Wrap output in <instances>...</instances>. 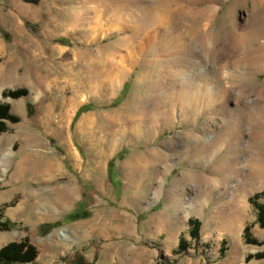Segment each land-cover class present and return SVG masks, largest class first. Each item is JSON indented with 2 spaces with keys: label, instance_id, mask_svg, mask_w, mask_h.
<instances>
[{
  "label": "rangeland",
  "instance_id": "obj_1",
  "mask_svg": "<svg viewBox=\"0 0 264 264\" xmlns=\"http://www.w3.org/2000/svg\"><path fill=\"white\" fill-rule=\"evenodd\" d=\"M110 1L0 0V104L16 118L0 119V248L25 241L35 250L29 262L0 264H77L76 254L87 264H264V184L243 192L240 176L227 177L225 145L216 150L230 135L236 166L264 157V1L131 0L122 18L99 12ZM150 12L166 15L158 31L169 27L187 48L147 47L157 34ZM189 52L199 63L182 67L194 78L182 76L181 98L153 103L158 81L179 79L164 76L169 61ZM115 61L126 74L111 87ZM233 110L243 122L224 127ZM135 122L141 131L128 139ZM149 148L167 159L140 166ZM176 178L178 200L190 199L183 210L168 196ZM72 212L87 217L67 220Z\"/></svg>",
  "mask_w": 264,
  "mask_h": 264
},
{
  "label": "bare ground",
  "instance_id": "obj_2",
  "mask_svg": "<svg viewBox=\"0 0 264 264\" xmlns=\"http://www.w3.org/2000/svg\"><path fill=\"white\" fill-rule=\"evenodd\" d=\"M262 1H264V0H262ZM131 2V0H113V1H110V3H109V6H106V5H104L103 4V6L105 7L104 9H103V7H102V9L99 11V12H103V10H104V12H112V14L110 15V16H114V17H119V18H122L121 17V13H122V11H123V9L124 8H129V6H131L132 4L130 3ZM101 7V6H100ZM97 10V9H96ZM95 10V11H96ZM159 12H168L166 9H162V10H160ZM119 13V14H118ZM151 13V12H150ZM153 13V12H152ZM152 13L150 14L151 15V17L149 18L150 19V21L152 22V27L150 28V30L153 32H156L157 34H156V36H155V40L152 42V43H150L147 47H150V46H152L153 45V47L155 48V49H157V50H162V49H172V52H174V53H176V52H178L179 50H180V48H182L183 46L184 47H186L187 48V44L185 43L186 41L184 40V38L183 37H181L180 36V34H176V33H174V35L173 36H171V35H169V33L171 34V31L172 30H169V27L168 28H165L164 27V29H162L161 31H158L159 30V28H161L163 25L164 26H166L165 24H166V21H168L169 20V18H168V20H167V17H166V15L164 16V14H157V12H154V14L152 15ZM113 17V18H114ZM170 17V16H169ZM125 22L128 24V21L127 20H125ZM167 27V26H166ZM175 27V26H174ZM190 27V26H189ZM171 29V28H170ZM172 29H173V31L175 30V32H176V27L175 28H173V26H172ZM149 30V29H148ZM144 34V33H143ZM148 34H149V32H148ZM212 37V36H211ZM131 38V37H130ZM213 38V37H212ZM129 39V38H128ZM127 39V40H128ZM126 40V41H127ZM132 40V39H131ZM131 40H129L127 43H129ZM147 47H145V48H147ZM144 48V49H145ZM191 48H192V46H191ZM198 48V47H197ZM156 50V51H157ZM189 50V49H188ZM191 50V49H190ZM189 50V51H190ZM152 51H154V49H152ZM184 51V50H183ZM201 51V50H200ZM140 53H142V52H140ZM190 53V52H189ZM192 53V52H191ZM191 53L189 54L190 56L189 57H187L186 59H184V60H181V59H179L178 58V60H177V58H176V60L174 61H172V62H170L169 61V63H172V66L171 67H173L170 71L168 70V71H166V74L164 75V76H166L167 74L168 75H170V73L169 72H174L173 73V76L175 77V75H176V77H179V79H176V80H171L170 81V83H168V85L166 86V87H162L161 85H160V82L158 81V83H154L155 81H153V83L155 84H153L154 85V89H153V91L152 92H150L151 94V96H150V99L153 101V103L156 101V100H159V98L162 96V95H164V96H166L167 94H169L170 92H172L171 94H173L174 96L173 97H176V98H179V96H180V98H181V95L183 94V92H184V88L186 87V86H184V85H182L181 83L183 82V80H181V78H182V76H187V78L186 79H188V81H192L193 80V78H194V75H192V74H185L183 71H182V67L183 66H185V65H188V64H191L192 66L194 65V64H197V60H195V59H193V57L191 56ZM201 54V53H200ZM203 54V53H202ZM129 56H128V58L126 59L129 63H133L134 64V62L137 60L136 58H135V56L133 55V54H128ZM187 56V55H186ZM205 59V58H204ZM155 60V59H154ZM164 60V59H163ZM203 60V59H202ZM233 60V59H232ZM113 61V60H112ZM201 61V60H200ZM238 61H239V59H238ZM112 63V65L113 66H115V67H117V68H115V67H113V69L112 68H110V69H112V71H111V74L113 75V77H111L112 78V83H110V86L112 87H115L116 86V83L118 82V79H122L124 76H125V74H126V70H123L122 68H120L119 67V64L120 63H118V61H115L114 63L113 62H111ZM165 63V62H164ZM167 63V62H166ZM199 63V62H198ZM245 63V62H244ZM150 64V61L147 59V60H144V62H143V65L144 66H147V68H148V65ZM111 65V66H112ZM169 65V64H168ZM167 65V66H168ZM209 65V64H208ZM151 66V65H150ZM166 66V67H167ZM200 66V65H199ZM166 67H164L165 69H166ZM169 67V66H168ZM168 67H167V69H168ZM171 67H169V68H171ZM200 67H202V66H200ZM114 68H115V70H114ZM162 68V67H161ZM160 68V69H161ZM110 69H106L105 70V73L106 74H109L110 73ZM202 69V68H201ZM114 70V71H113ZM156 71V70H155ZM154 71V73H156ZM157 72H159V71H157ZM189 72V71H188ZM146 73V72H145ZM142 74V73H141ZM149 74V73H148ZM158 74V73H157ZM156 74V75H157ZM160 74H162V73H160ZM145 75V74H144ZM141 77V76H140ZM137 78V81H139V80H142L143 79V77H141V78ZM146 77V76H145ZM158 77V76H157ZM160 77V76H159ZM147 78V77H146ZM149 79V78H148ZM161 79V78H160ZM219 79V78H218ZM152 80V79H151ZM157 80H159V79H157ZM146 81H147V79H146ZM140 83H142V82H140ZM147 83V82H146ZM143 84V83H142ZM152 84V83H151ZM164 85V84H163ZM208 89H210L209 90V92L210 93H213L214 92V90L213 89H211V88H208ZM217 90V89H216ZM208 92V91H207ZM214 94V93H213ZM168 98V97H167ZM172 98V97H171ZM170 98V99H171ZM171 102H173V104H180L181 103V105H182V99H175V98H173V99H171ZM255 104V103H254ZM257 104V103H256ZM180 105V110H181V107L183 106H181ZM251 105H252V103H251ZM253 107V106H252ZM258 107V106H257ZM255 108V107H254ZM175 109H177V108H175ZM175 109L173 108V111H175ZM183 111V110H182ZM176 115L177 116H179L180 114H177V113H173V118H176ZM164 116V115H163ZM171 117V118H172ZM238 118L239 119V121H241V123L243 122V116L241 115V113L240 112H238V111H236V110H233V111H231L228 115H227V117H224V119H225V123H224V127H228L229 126V118ZM248 119V118H247ZM114 120V119H113ZM107 121V120H106ZM111 121V120H110ZM125 121V120H124ZM114 122V121H113ZM112 122V123H113ZM131 122V121H130ZM137 122H138V120H137ZM221 122V121H220ZM105 125V127H110V123H105L104 124ZM142 125V124H141ZM239 125V124H238ZM112 126V125H111ZM143 126V125H142ZM104 127V126H103ZM223 127V128H224ZM149 129V126H147V125H145V129ZM222 128V129H223ZM219 130L218 132H216L215 133V135L216 134H220V132H222L223 130ZM227 130V129H226ZM141 131V127H140V125H138V124H136V122H135V124H134V126H130V127H126V129L122 132V135H125V136H128V139H132V137L133 136H137L138 134H139V132ZM147 131V130H146ZM150 132V131H149ZM154 134V131H152L151 130V136ZM239 135V134H238ZM222 136V135H221ZM238 137V136H237ZM229 138L231 139V137H230V135H227V138L224 136V138H222L223 139V141H224V143L222 142L220 145H218L219 147L216 149V150H220V148H222V145H225L224 147V149H225V151H224V153L225 152H228L229 154V156H228V158H226V155H225V158L223 159V156H221V157H217V158H214V160L212 161L213 162V164H212V166L211 167H217V162H218V160L219 159H223V162H224V166H225V170L226 169H228V171H227V177L229 176V178H231V177H234V175L237 177V175L238 176H240V180H241V183L243 184V188H242V190L244 189V191L243 192H246V191H248L249 189H259V188H261L262 187V184H264V157H261V152H258L257 153V155H256V157L253 159V163H252V165H249V166H247V168H245V166L243 167V164H241V165H238V166H236L235 164H237L236 163V160H237V156H238V154L240 153L239 151V147L238 146H235V147H232V145H233V143H232V140H230L229 141ZM210 139V138H209ZM234 140H235V138H234ZM206 141V140H205ZM217 142H215V144H216ZM203 145H204V142L203 143H201L200 144V146H199V148H198V150H197V154L199 153V151L203 148ZM197 149V148H196ZM204 152V151H203ZM203 152L200 154V155H202L203 154ZM251 153V152H250ZM138 155V154H137ZM136 155V156H137ZM135 156V160H136V157ZM264 156V155H263ZM146 157L148 158V159H150V161H154L155 160V158H157L158 160H160V159H162V160H165V159H167V155L162 151V150H160V149H156V148H149L146 152H144V153H142V154H140V156L137 158L138 160H139V163L138 164H142L143 162H144V158L146 159ZM128 159V158H127ZM147 159V160H148ZM226 159V160H225ZM137 161V160H136ZM149 162V161H148ZM156 162V161H155ZM222 162V163H223ZM145 163H146V161H145ZM220 163V162H219ZM126 164V163H125ZM141 164H140V166H141ZM152 164H154V163H152ZM221 164V163H220ZM250 164V163H249ZM128 165H129V163H128ZM130 165H132V164H130ZM143 165V164H142ZM146 165V164H145ZM144 165V166H145ZM155 165V164H154ZM123 166V168L125 167V165H122ZM135 166V165H134ZM139 166V165H138ZM147 166V165H146ZM222 166V165H221ZM134 168V167H133ZM96 169L97 170H99L100 169V164L99 165H97L96 166ZM216 169V168H215ZM223 169V168H222ZM221 170V169H220ZM1 171H4V168H2L1 169ZM181 177H184V176H186V175H180ZM179 176V177H180ZM177 180H178V182L180 181V179H178V178H176L173 182H171V184H170V186H169V190H168V192H169V194H168V196H169V200L171 201V202H177V201H180L181 200V202H182V204L180 205V208L183 210V209H185V208H188L189 206V202H190V199H189V197H183V198H179V200H178V195L176 194L178 191H174V189H175V186L177 185ZM182 181H183V179H182ZM184 182V181H183ZM179 184V183H178ZM178 186V185H177ZM179 187V186H178ZM246 189V190H245ZM179 191H181L180 189H179ZM252 191V190H251ZM184 195V194H183ZM242 196L243 195H241V198H242ZM241 198H239V199H237L238 201L237 202H239V203H241L242 204V199ZM177 204V203H176ZM241 204H238V206H241L242 207V205ZM239 209V208H238ZM190 210V209H189ZM187 213V212H186ZM238 217H239V214L237 213V211L236 210H234L230 215H229V218H230V221H235V220H237L238 219ZM230 223V222H229ZM66 229H63L62 231H65ZM63 233V232H62ZM63 235V234H62ZM1 240H2V238H1ZM0 240V241H1Z\"/></svg>",
  "mask_w": 264,
  "mask_h": 264
},
{
  "label": "trees",
  "instance_id": "obj_3",
  "mask_svg": "<svg viewBox=\"0 0 264 264\" xmlns=\"http://www.w3.org/2000/svg\"><path fill=\"white\" fill-rule=\"evenodd\" d=\"M25 92L23 89L9 91L7 93L8 96L17 97L23 95ZM0 119H9L12 121H16V118L11 116L8 113V107L6 104H0ZM3 124L0 122V131L3 129ZM258 195V194H256ZM258 220L260 225L264 226V208L260 206L258 208ZM81 217H87V214L82 213H69L66 217L67 220L69 219H76ZM190 224L193 225L194 231L193 234L197 232L198 222L194 220H189ZM0 227H3L0 224ZM247 228H244V236L248 241H254L249 238L247 234ZM182 240L179 239V243L181 244ZM35 256V250L32 246L27 244L25 241L20 242H9L0 248V263H13V262H29ZM75 258L78 260L77 264H87L82 255L76 254Z\"/></svg>",
  "mask_w": 264,
  "mask_h": 264
},
{
  "label": "crops",
  "instance_id": "obj_4",
  "mask_svg": "<svg viewBox=\"0 0 264 264\" xmlns=\"http://www.w3.org/2000/svg\"><path fill=\"white\" fill-rule=\"evenodd\" d=\"M211 94H213V93H211ZM207 95L210 96L209 93H207ZM206 102H207L206 99H204V98H202V100L200 99V105H201L202 107L205 106V108H206V106H208V104H207Z\"/></svg>",
  "mask_w": 264,
  "mask_h": 264
}]
</instances>
